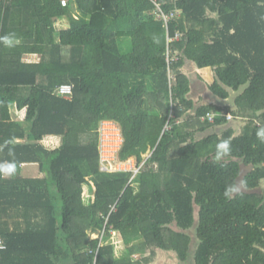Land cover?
<instances>
[{
  "label": "trees",
  "instance_id": "obj_1",
  "mask_svg": "<svg viewBox=\"0 0 264 264\" xmlns=\"http://www.w3.org/2000/svg\"><path fill=\"white\" fill-rule=\"evenodd\" d=\"M62 1L0 0V264H264V0Z\"/></svg>",
  "mask_w": 264,
  "mask_h": 264
},
{
  "label": "built area",
  "instance_id": "obj_2",
  "mask_svg": "<svg viewBox=\"0 0 264 264\" xmlns=\"http://www.w3.org/2000/svg\"><path fill=\"white\" fill-rule=\"evenodd\" d=\"M62 3L63 5H66L67 1L63 0ZM174 16L175 15L172 14L170 17H174ZM170 17L162 14L160 16V19L167 22L170 19ZM176 38L178 39L179 36L177 35ZM172 40L173 39L169 38V41ZM56 92L58 93V95L68 98L73 93V86L62 85L56 89ZM232 118H233L232 115L230 114L227 115L228 120H231ZM215 119H216V115L212 113H208L205 117H202L203 122H209V123H214ZM99 135H100L99 152H100V161H101V171H109V172L130 171L133 172L134 175H137L140 172L144 164H138L135 160H132V163H134V165H132L131 167H127L126 165L124 166V164H126V162H128L130 159L126 162L120 161L119 154L124 145V137L121 126L117 122L112 120L103 121L99 127ZM115 164L119 166V169L112 170L111 168ZM95 239H100V237L97 236ZM3 249H6V245L3 239L0 237V250Z\"/></svg>",
  "mask_w": 264,
  "mask_h": 264
},
{
  "label": "crops",
  "instance_id": "obj_3",
  "mask_svg": "<svg viewBox=\"0 0 264 264\" xmlns=\"http://www.w3.org/2000/svg\"><path fill=\"white\" fill-rule=\"evenodd\" d=\"M67 24V22H66ZM27 58H33V60H35L37 57L30 55ZM32 60V61H33ZM27 61V60H26ZM12 111V118L16 121L22 122L24 123L25 118H26V110H22V111H18L16 106H12L11 108ZM63 143V139L61 137L58 136H51L46 138L43 142L42 145L45 147V149L49 150V151H54L57 150L61 147ZM7 165V164H6ZM5 165V168H7ZM11 173H6V177H9ZM21 176L24 178H46V174H43L40 171L39 168V164H23L22 165V169H21ZM25 228V227H23ZM101 234V233H100ZM100 234H98L97 236L100 237ZM114 237L118 236L116 233H113ZM122 240L121 239H117L114 241L115 243H120Z\"/></svg>",
  "mask_w": 264,
  "mask_h": 264
},
{
  "label": "rangeland",
  "instance_id": "obj_4",
  "mask_svg": "<svg viewBox=\"0 0 264 264\" xmlns=\"http://www.w3.org/2000/svg\"><path fill=\"white\" fill-rule=\"evenodd\" d=\"M72 8H73V5H72ZM73 10L74 11H78V9H76V7L74 6V8H73ZM67 21V20H66ZM66 21H63V22H60L58 25H57V27H58V29L60 30L61 29V27H67L68 25L66 24ZM26 60L29 62V61H32L33 60V58H26ZM201 74H202V76H204V78L205 79H207V82L208 83H212L213 81H214V78H213V74H212V72L210 71V70H206V71H204V72H201ZM195 84L197 85V87L198 86H201L202 84L200 83V82H195ZM203 86V85H202ZM202 95H204V94H202ZM149 157V154H146V155H144V158L145 159H147ZM132 160H135L134 158H132V159H130L128 162H126V164H124V166L126 165L127 167H131L132 165H134V163H132ZM116 161H118V160H116ZM136 161V160H135ZM143 164V163H142ZM112 170H117V169H119V166L118 165H113L112 166V168H111ZM93 189V188H92ZM21 226L23 227L24 226V222H21ZM89 235H90V239H95L96 237H97V233H95V232H90L89 233ZM115 240H117V239H121L120 237H119V235L116 237L115 236V238H114ZM122 240V239H121ZM125 243H124V241L122 240L120 243L118 242V243H115V248L118 250V249H121V250H123V249H125ZM135 258H137V257H135ZM163 263L162 264H173V263H175V261L174 260H172V261H169L167 258L165 259V258H163ZM161 262V261H160Z\"/></svg>",
  "mask_w": 264,
  "mask_h": 264
},
{
  "label": "clouds",
  "instance_id": "obj_5",
  "mask_svg": "<svg viewBox=\"0 0 264 264\" xmlns=\"http://www.w3.org/2000/svg\"><path fill=\"white\" fill-rule=\"evenodd\" d=\"M219 147H220V148H224V149H226V148H227V145H226V144H221V145H219ZM3 170H4V172H6V173H11V172L13 171V168H12L11 166H9V167H7V168H5V169H3ZM230 191H238V189L233 188V189H230Z\"/></svg>",
  "mask_w": 264,
  "mask_h": 264
},
{
  "label": "bare ground",
  "instance_id": "obj_6",
  "mask_svg": "<svg viewBox=\"0 0 264 264\" xmlns=\"http://www.w3.org/2000/svg\"><path fill=\"white\" fill-rule=\"evenodd\" d=\"M98 235V234H97Z\"/></svg>",
  "mask_w": 264,
  "mask_h": 264
}]
</instances>
